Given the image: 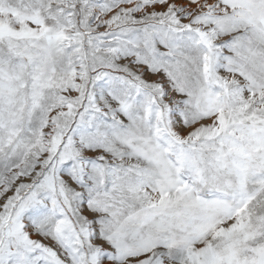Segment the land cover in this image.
<instances>
[{
    "label": "snow or ice",
    "instance_id": "6c2138e0",
    "mask_svg": "<svg viewBox=\"0 0 264 264\" xmlns=\"http://www.w3.org/2000/svg\"><path fill=\"white\" fill-rule=\"evenodd\" d=\"M0 264H264V0H0Z\"/></svg>",
    "mask_w": 264,
    "mask_h": 264
}]
</instances>
